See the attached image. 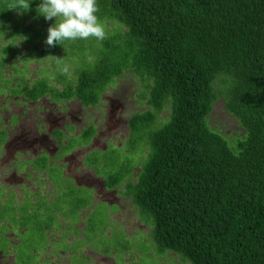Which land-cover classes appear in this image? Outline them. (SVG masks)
I'll list each match as a JSON object with an SVG mask.
<instances>
[{"label":"trees","instance_id":"trees-1","mask_svg":"<svg viewBox=\"0 0 264 264\" xmlns=\"http://www.w3.org/2000/svg\"><path fill=\"white\" fill-rule=\"evenodd\" d=\"M27 2L19 9L9 1L13 14H1V21L9 24L18 15L25 23L29 15L42 22L25 9ZM98 5L101 22L119 28L112 43L102 42L108 53L78 72L63 97L94 106L124 72L146 83L149 109L128 126L135 143L146 145L147 160L127 183V195L152 221L158 254L172 252L189 264H264V0ZM35 42L38 58L65 52L68 43L50 48ZM32 90L57 93L45 81ZM219 98L244 131L234 145L208 126ZM165 111L166 121L156 126ZM94 135L93 127L82 131L81 145ZM133 167L110 176L108 187L119 186Z\"/></svg>","mask_w":264,"mask_h":264},{"label":"rangeland","instance_id":"rangeland-1","mask_svg":"<svg viewBox=\"0 0 264 264\" xmlns=\"http://www.w3.org/2000/svg\"><path fill=\"white\" fill-rule=\"evenodd\" d=\"M9 1L23 9L24 0H0V17L6 12L13 14L12 10L7 9L6 4ZM26 1L28 7L26 5L25 9L35 11L41 2ZM38 17L43 18L39 15ZM24 20L25 23H22L18 15H15L9 24L0 19L3 24L0 32L4 33L3 40L6 42L0 39V65L4 67H0V97L4 95L3 90L9 89L11 85L15 86L13 95L23 97L24 88L19 81L25 79L27 74L29 80L39 74L44 80L49 78L48 81L75 82L78 72L87 67L92 68L99 56L108 53L102 43L90 39L68 42L65 52L57 53L46 60H35L36 53L31 47L32 42L37 40L39 44H44L47 29L54 20L43 19L41 22L29 15H26ZM119 25L118 22L104 23L107 36L103 42H113L112 36H115L116 32L114 30L118 29ZM21 33L24 35L17 38ZM5 47H8L10 53L5 54ZM17 55L19 58L12 59ZM87 57L92 58V63L85 62ZM65 65L69 69L67 73L63 71ZM147 98L146 83L139 76L124 72L107 88L94 109H74L76 118L82 119L77 125L78 131L88 127L98 131L96 151L87 156L86 153L80 155L82 159L86 156L85 164L92 176L106 181L110 176L124 173L130 166L136 165L135 167L140 169L146 162V145L141 147L135 143V136L130 137L128 122L133 115L149 109ZM2 102L8 104V101ZM74 105L77 107L79 103L75 102ZM167 117L168 111H165L156 126L164 123ZM207 122L210 129L225 137L230 145H234L244 136L238 122L226 111L222 98L213 104ZM67 141L68 145L73 144L71 139ZM83 141L81 136L77 138L78 143L82 144ZM34 166L37 167L35 162ZM88 170H84L77 177L87 175ZM47 172V177L55 188V193H49V196H54L51 202L48 195H43L45 192L39 183L34 186L42 193L33 192L30 199L20 200L22 205H17V213L22 220L15 219L12 206L3 204L0 207V218L7 217L15 230L20 229V226H27V231L22 236L18 235L19 242L16 244L0 237V251L3 250L4 253L3 257L0 256V264H50L51 261L57 264H65L67 261L68 264H189L172 252L158 254L151 238L152 221L121 190L117 196L121 199L122 208L118 204L107 205L95 200L90 190L78 188L74 180L60 176L61 170L49 169ZM121 186L123 187V184ZM57 196H62L61 203H57ZM13 201L10 197L7 202L13 204ZM33 201L36 204H31ZM30 209L34 212L27 216ZM53 211H57L59 217L64 219L65 227L61 232L57 231L59 228L56 226L59 225L55 221ZM12 220L14 221L11 222ZM51 225L54 229L48 230L49 240L48 235L47 238L44 236L45 231L39 230L38 227ZM5 230L7 231L0 226V232ZM15 233L18 234L17 231ZM53 236L58 239L54 240ZM54 254L61 256L55 255L52 258L51 255Z\"/></svg>","mask_w":264,"mask_h":264},{"label":"flooded vegetation","instance_id":"flooded-vegetation-1","mask_svg":"<svg viewBox=\"0 0 264 264\" xmlns=\"http://www.w3.org/2000/svg\"><path fill=\"white\" fill-rule=\"evenodd\" d=\"M37 44L39 43L35 42V45ZM50 57L42 59L46 60ZM16 58L19 57H12V59ZM34 59L39 58L35 57ZM0 67L2 66L0 65ZM48 79L44 80L41 75L36 74V78L29 80L27 74L25 79L20 80L21 82L18 80L24 88L23 97L13 95L14 85H11L7 90H3L5 91L4 95L0 97V207L3 204L12 206L15 219L22 220L19 218L20 214L17 213V208L22 205L19 201L30 199L33 192L39 191L41 194V190L36 187L39 183L45 192L43 195L49 196V193H55L52 181L47 177L49 169H53V171L61 170L60 176L74 180L78 188L83 187L90 190L95 200L107 205H120L121 199L117 196L118 191L121 190L128 196L127 183L135 182L139 169L135 165L130 176L123 181L125 184L122 182L114 188L108 187L107 180H100V177L92 176L85 164V158L91 152L96 151L95 144L98 131L95 129L94 137L87 144L81 145L78 143L77 138L81 136L84 129L78 131L77 125L81 123L82 119L81 117L76 118L73 113L74 109H94L97 104L83 106L76 99H65L63 97L64 87L69 82L60 83L58 81H48ZM44 81L48 82L50 87L57 89L56 96L53 95V92L38 96L37 92L32 90L34 86L36 87L40 83L42 85ZM3 100L8 101V104L3 103ZM75 102H78L79 106L74 107ZM67 139H71L73 144L68 145ZM82 153H86L83 159L80 157ZM34 162L37 167L34 166ZM84 170H88L87 175H82V178L77 177ZM10 197L14 200L13 204L7 202ZM52 198H54L53 195L49 196L50 202ZM61 200L62 196H57V203H61ZM31 204H36V202L33 201ZM120 207L122 208L121 205ZM33 212L31 209L28 210L27 216H31ZM52 213L59 225L56 226L59 228L57 231L61 232L65 227L64 219L59 217L57 211ZM0 226L7 229V231L0 232V237L14 244L19 242L18 235L22 236L27 231L26 225L15 230L7 217L0 218ZM75 226L77 227V224ZM38 229L45 231L44 236L47 238L48 235L50 240L48 230L53 231L54 227L52 225L48 227L39 226ZM15 231L18 233L17 235ZM57 235L59 237L60 233ZM53 239L57 240L58 238L53 236ZM55 255L61 256L54 254L51 257L54 258ZM0 256H4L3 250L0 251ZM55 263V261L50 262V264ZM65 264H68V261Z\"/></svg>","mask_w":264,"mask_h":264},{"label":"clouds","instance_id":"clouds-1","mask_svg":"<svg viewBox=\"0 0 264 264\" xmlns=\"http://www.w3.org/2000/svg\"><path fill=\"white\" fill-rule=\"evenodd\" d=\"M36 11L45 21L54 20L48 27L44 40V44L50 48L72 41L91 39L102 43L106 39V29L98 15V0H41ZM0 27H3L2 22ZM3 35L0 32V39L4 42ZM63 71H69L67 65L63 67Z\"/></svg>","mask_w":264,"mask_h":264}]
</instances>
